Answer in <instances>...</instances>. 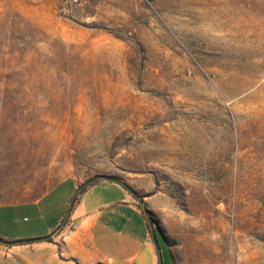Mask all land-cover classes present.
<instances>
[{
	"label": "rangeland",
	"instance_id": "374dc122",
	"mask_svg": "<svg viewBox=\"0 0 264 264\" xmlns=\"http://www.w3.org/2000/svg\"><path fill=\"white\" fill-rule=\"evenodd\" d=\"M67 177L142 195L162 264H264V0H0V204ZM69 215L0 264H103Z\"/></svg>",
	"mask_w": 264,
	"mask_h": 264
},
{
	"label": "crops",
	"instance_id": "0c3cea01",
	"mask_svg": "<svg viewBox=\"0 0 264 264\" xmlns=\"http://www.w3.org/2000/svg\"><path fill=\"white\" fill-rule=\"evenodd\" d=\"M78 191L77 181L67 177L58 180L32 201L0 204V209L15 205L32 206L37 221H41L38 229L30 230L27 236L3 238L14 242L45 241L59 229L74 201L69 218L76 219V224L70 230L68 241H88L92 262L160 264V240L154 228L157 226L149 221L145 207L139 206L143 205L142 201L134 197L122 182L102 179L84 191ZM55 203L68 207V210L66 215L59 213L50 222L48 208ZM161 234L169 248L172 264H182L175 261L165 235Z\"/></svg>",
	"mask_w": 264,
	"mask_h": 264
},
{
	"label": "trees",
	"instance_id": "16d2710c",
	"mask_svg": "<svg viewBox=\"0 0 264 264\" xmlns=\"http://www.w3.org/2000/svg\"><path fill=\"white\" fill-rule=\"evenodd\" d=\"M109 180H114V179L109 178ZM95 181H98V179H95ZM92 183H93V182H91V184H92ZM88 185H90V184H88ZM88 185L80 187L78 193L84 191V190L87 188ZM122 185H123L127 190H129V191L131 192V194H132L134 197H136V198H138L139 200L142 201V198H143L142 195L138 194V193H137L135 190H133L128 184L122 182ZM74 200H75V198H74ZM139 206H140V207H144V206L141 205V204H139ZM148 219H149V221H151L150 218H148ZM49 238H50V237H48L47 240H49ZM12 242H14V241L6 240V239H4L3 237L0 236V243L10 244V243H12ZM15 243H23V241H21V242H15Z\"/></svg>",
	"mask_w": 264,
	"mask_h": 264
},
{
	"label": "water",
	"instance_id": "95a60500",
	"mask_svg": "<svg viewBox=\"0 0 264 264\" xmlns=\"http://www.w3.org/2000/svg\"><path fill=\"white\" fill-rule=\"evenodd\" d=\"M145 210H146V211H148V209H147V208H145ZM12 243H15V242H12ZM160 264H162V260H160Z\"/></svg>",
	"mask_w": 264,
	"mask_h": 264
}]
</instances>
